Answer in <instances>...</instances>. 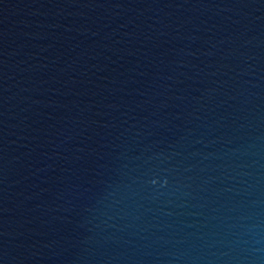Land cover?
Listing matches in <instances>:
<instances>
[{"label":"water","instance_id":"obj_1","mask_svg":"<svg viewBox=\"0 0 264 264\" xmlns=\"http://www.w3.org/2000/svg\"><path fill=\"white\" fill-rule=\"evenodd\" d=\"M0 264H264V0H0Z\"/></svg>","mask_w":264,"mask_h":264}]
</instances>
